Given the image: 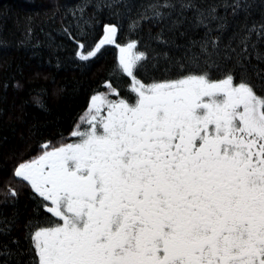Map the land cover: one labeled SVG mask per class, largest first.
<instances>
[{
    "label": "snow or ice",
    "instance_id": "snow-or-ice-1",
    "mask_svg": "<svg viewBox=\"0 0 264 264\" xmlns=\"http://www.w3.org/2000/svg\"><path fill=\"white\" fill-rule=\"evenodd\" d=\"M245 7L236 0L233 14ZM213 18L194 21L206 29L203 67L196 58L175 78L144 83L136 73L147 56L130 42L118 58L128 94L106 85L72 142H45L18 164L14 177L38 201L25 225L27 264H264V95L252 83L264 92V69L249 72L253 54L264 63L251 41L264 40V25L245 32L239 51L229 46L235 62L224 67L210 55L219 47ZM106 31L101 43H113L115 27ZM11 255L0 245V264Z\"/></svg>",
    "mask_w": 264,
    "mask_h": 264
},
{
    "label": "trees",
    "instance_id": "trees-1",
    "mask_svg": "<svg viewBox=\"0 0 264 264\" xmlns=\"http://www.w3.org/2000/svg\"><path fill=\"white\" fill-rule=\"evenodd\" d=\"M191 3L193 7L186 5ZM236 0H0V245L12 253L7 264H27L26 222L38 201L30 187L13 173L18 164L51 147L72 142L75 125L87 115L90 98L107 93L106 85L128 94L130 78L118 65L119 47L135 41V51L145 53L136 73L144 83L175 78L178 65L196 67L195 59L207 58L200 42L206 29L195 27V17L209 20L211 36L219 47L210 50L213 60L231 67L239 41L248 29L264 25V0H246L247 7L233 14ZM167 5V6H165ZM160 13V16H156ZM117 28L113 43H101L107 26ZM223 25L220 31H215ZM159 38V39H158ZM164 41V42H161ZM251 41L264 54V40ZM83 48H78V45ZM88 60L77 57V51ZM252 52V49H249ZM232 55L233 60H225ZM264 69L253 58L249 65ZM258 94L260 81L253 78ZM114 98V97H113ZM87 119V118H86ZM9 188L18 193L13 199ZM7 200L8 203H4ZM43 214V213H42ZM18 241V243H13Z\"/></svg>",
    "mask_w": 264,
    "mask_h": 264
},
{
    "label": "rangeland",
    "instance_id": "rangeland-1",
    "mask_svg": "<svg viewBox=\"0 0 264 264\" xmlns=\"http://www.w3.org/2000/svg\"><path fill=\"white\" fill-rule=\"evenodd\" d=\"M111 26H114V25H111ZM108 27V26H107ZM115 27V29H116V31H117V28H116V26H114ZM107 29V28H106ZM116 31H115V34H116ZM115 34H114V36H115ZM107 35V31L105 32V35L103 36V39H102V41L104 40V38H105V36ZM113 36V40L115 39V37ZM128 44H126V45H122L121 47H125V46H127ZM121 47H119V48H121ZM134 51H135V49H134ZM119 55H120V49H119ZM119 55H118V58H119ZM86 118H88L87 117V115H85V119Z\"/></svg>",
    "mask_w": 264,
    "mask_h": 264
},
{
    "label": "flooded vegetation",
    "instance_id": "flooded-vegetation-1",
    "mask_svg": "<svg viewBox=\"0 0 264 264\" xmlns=\"http://www.w3.org/2000/svg\"><path fill=\"white\" fill-rule=\"evenodd\" d=\"M41 155V154H40ZM35 158H37V157H35ZM34 159V158H33Z\"/></svg>",
    "mask_w": 264,
    "mask_h": 264
}]
</instances>
